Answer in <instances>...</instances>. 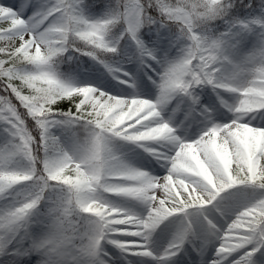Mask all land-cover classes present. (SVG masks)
<instances>
[{"label": "snow or ice", "instance_id": "1", "mask_svg": "<svg viewBox=\"0 0 264 264\" xmlns=\"http://www.w3.org/2000/svg\"><path fill=\"white\" fill-rule=\"evenodd\" d=\"M87 7L0 0V264H108L107 244L157 264L187 255L186 245L198 264H264V0H107L98 17ZM145 29L156 37L145 40ZM121 41L139 67L118 66ZM70 48L134 91L63 78ZM149 82L155 98L139 91ZM208 88L215 98L203 103ZM173 101L204 118L198 135H177L162 116ZM116 140L166 161L167 172L124 162ZM161 141L174 151L161 153ZM175 216L181 227L156 249L154 233Z\"/></svg>", "mask_w": 264, "mask_h": 264}, {"label": "rangeland", "instance_id": "2", "mask_svg": "<svg viewBox=\"0 0 264 264\" xmlns=\"http://www.w3.org/2000/svg\"><path fill=\"white\" fill-rule=\"evenodd\" d=\"M85 3L87 5H91V7L85 8V15L98 17L102 15L106 10L105 5L107 3V0L103 4H97L93 1L88 0H85ZM149 33L146 37H144L145 40H148L149 37L155 38L157 35L156 32ZM121 44L124 45V57H122L118 61V66H121L126 70H131L134 67H139V62L135 59H133L131 63L125 62L129 60V58H132L136 55L134 46L130 43L124 44L123 41H121ZM58 68L63 78L73 80L77 83L82 81H91L102 84L106 78L108 81H111L113 85L120 86V88L117 90L127 88L129 91H134V89H132L130 85L121 84L120 80L113 77L103 65L96 62L93 58L89 60V63H84L83 66L72 59L65 65L59 64ZM144 80H147V76L144 77ZM139 91L147 95L149 98H155L157 94V90L154 86H151V82H149V88H141L139 89ZM200 92L201 101L203 103H207V93H211L212 97L215 98V93L212 92L211 88L200 90ZM225 95L228 97L230 102L234 101L235 97L233 95ZM220 111L227 113V116L231 115V113L227 112L226 109L221 108ZM162 116L167 119L176 129V134L184 138L191 137L194 132L198 135L206 123L204 118L199 116L198 113H192L190 110H177L175 101L164 106ZM227 116H217V119L225 120L227 119ZM55 134L58 136H62V138L66 141L68 140V137L62 133L61 129H56ZM155 146L159 148L161 153H171L172 151H174L175 147V145L171 141H161ZM114 147L117 153L124 160V162L128 163L129 165L137 164V168H142L146 171H149L153 175L158 176H162L167 172V168L165 167L166 161L158 160L151 153L147 152L144 148L136 144L116 140L114 141ZM20 163L21 165H23L24 162L21 161ZM111 199L115 203L130 209L136 214L144 215L147 212V207L143 202L127 199L124 197H111ZM243 199H245L244 194H233L228 203L230 206H235V204L239 203ZM41 211H46V204L41 205ZM211 214L214 215L219 222H223L224 218L216 214L214 210L211 212ZM182 223V217H170L154 233L153 246L156 247L158 245V250H162L163 247H166L168 242L172 239L173 235L179 230ZM186 248L187 255L184 252H181L178 257L174 258L168 263L173 262V264H187V260L198 263L199 257H197L195 253L192 252L191 246L186 245ZM104 251L110 254V259L108 260L109 264H157V261L154 259L152 260L143 256H133L130 253H123L115 246L110 247L109 244L105 246ZM211 251L212 250L210 249L209 254H211Z\"/></svg>", "mask_w": 264, "mask_h": 264}, {"label": "trees", "instance_id": "3", "mask_svg": "<svg viewBox=\"0 0 264 264\" xmlns=\"http://www.w3.org/2000/svg\"><path fill=\"white\" fill-rule=\"evenodd\" d=\"M91 1H95V0H91ZM245 3H247V0H245ZM149 11H152V10L149 9ZM68 52H69V51H68ZM68 52L64 53V54H63V57L60 59V61H61L62 63L65 62V59H67L66 56L68 55ZM72 52H73V54H75V57H78L79 60H82V61H83L84 59H87V56L82 55V54L79 53V52H75L73 49H72ZM118 58H119V57H117L116 59H118ZM64 103H65V104H62L61 107L67 109L68 105L66 104V102H64Z\"/></svg>", "mask_w": 264, "mask_h": 264}, {"label": "bare ground", "instance_id": "4", "mask_svg": "<svg viewBox=\"0 0 264 264\" xmlns=\"http://www.w3.org/2000/svg\"><path fill=\"white\" fill-rule=\"evenodd\" d=\"M137 165V164H136ZM136 165H131V166H133V167H135ZM137 167V166H136ZM109 246L111 247V246H114V245H111V244H109ZM156 249H158L159 248V246L157 245L156 247H155ZM164 248V247H163ZM162 248V249H163ZM102 258L105 260V261H108L109 259H110V254L108 253V252H106V251H104V255H102ZM145 258H149V259H152L153 260V258H151V257H145ZM187 262V264H193V262H191V261H186ZM109 264V263H108ZM168 264H173V262H170V263H168ZM198 264V263H197Z\"/></svg>", "mask_w": 264, "mask_h": 264}]
</instances>
